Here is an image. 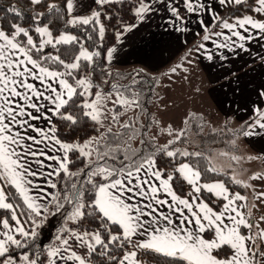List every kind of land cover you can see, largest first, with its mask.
Segmentation results:
<instances>
[{"label": "snow or ice", "instance_id": "snow-or-ice-1", "mask_svg": "<svg viewBox=\"0 0 264 264\" xmlns=\"http://www.w3.org/2000/svg\"><path fill=\"white\" fill-rule=\"evenodd\" d=\"M29 3L27 19L15 5L0 8L31 21L0 25V264H264V214L252 212L264 205V191L254 190L257 203L250 204L235 190L253 187L240 178L245 170L233 167L243 157L196 143L206 126L217 131L203 114L189 112L175 128L147 111L143 93L133 90L138 79L110 83L120 74L100 64L103 21L125 0ZM157 5L178 33L199 24L204 35L194 51L209 61L217 50L239 55L264 42V0H135L130 11L143 22ZM40 7L46 11H35ZM136 27L124 24L117 42ZM116 51L106 50L108 64ZM192 52L182 61L191 64ZM219 57L228 60L223 51ZM178 69L188 71L178 63L170 73ZM258 95L264 99V90ZM231 124L225 120L223 130L235 150L240 137L264 130V103ZM219 158L228 165L217 167ZM249 180L264 182V172ZM185 185L187 193L178 194ZM57 214L63 224L54 242L42 245L40 230Z\"/></svg>", "mask_w": 264, "mask_h": 264}, {"label": "crops", "instance_id": "crops-1", "mask_svg": "<svg viewBox=\"0 0 264 264\" xmlns=\"http://www.w3.org/2000/svg\"><path fill=\"white\" fill-rule=\"evenodd\" d=\"M82 3L88 5L91 0H82ZM156 7L158 10L149 14L143 22L136 19L132 23L138 24V27L126 32L121 37L122 42L116 40L111 46H115L117 51L111 64L106 62L108 70L141 71L154 78L157 82L150 91L152 101L148 100V105L150 113L163 124L171 123L179 128L185 115L194 112L207 115L220 128H224V121L228 118H232L231 127H238L242 120L248 118L254 106L264 103V99L258 95L259 91L264 90V61L258 58V54L264 55V47L261 46L264 42H252L248 45L249 52L237 49L239 55L217 50V55L209 61L206 54L194 51L204 35L199 24L189 23L188 32L178 33L167 23L170 14L161 5ZM80 11L87 14L85 8ZM204 18L206 21L209 19L207 16ZM195 19V16L191 17L192 21ZM221 30L219 27L211 29ZM204 43L209 49L214 47L211 41ZM190 49L193 50L189 57L193 61L191 64L182 61ZM221 51L228 56V60L220 59ZM178 63H183L188 71L178 69L176 74H171L170 69ZM257 131L259 134L240 137L237 141L238 148L243 149L246 155L240 160L241 164L243 168L253 169L252 173L264 169V130ZM246 194L249 203H252L251 195Z\"/></svg>", "mask_w": 264, "mask_h": 264}, {"label": "rangeland", "instance_id": "rangeland-1", "mask_svg": "<svg viewBox=\"0 0 264 264\" xmlns=\"http://www.w3.org/2000/svg\"><path fill=\"white\" fill-rule=\"evenodd\" d=\"M108 71V70H107ZM112 72V71H111ZM139 72L140 76L139 77H135V74ZM113 75L119 73L120 75L116 77L115 81L110 80V83L112 82H117L121 85H129L132 83L133 78H136L140 81V83H138L135 87H134V91H138V92H142V100L146 101L145 107L147 108V111L150 113V106L148 105V100L152 101V95H150V91L152 90L153 86L156 85V80H154V78L148 76V74H145L141 71H114L112 72ZM103 81V79H102ZM108 85H105V89L107 90ZM153 99H155L153 97ZM148 105V106H147ZM111 106V105H109ZM203 114V113H202ZM133 115L132 112H129L128 114H126L123 118L128 119V116ZM205 117V121H210L211 122V127H215L217 129V131L215 133L210 131V128L208 126H206L204 128V131L202 133V136L200 137H195L196 143L197 144H202L205 148L207 149H211L212 151H226V152H232L235 155L244 157L245 155V151H243V149L238 148L239 146L236 147L235 150L232 149V146L230 145V140L232 139V135L231 132L228 130H223L224 128L220 126L218 127V124H216V121H214L213 119H210V117H208L207 115L203 114ZM143 119V117H142ZM165 140L164 137L160 138L161 143H163ZM214 163H216L217 166H227L229 161L227 160V158H219L218 160L214 161ZM233 167L239 169L242 168L245 171L242 173V175L240 176L241 179L251 183L253 185L252 188H248L245 189V193H249V195H251V198L253 196V191L255 190L256 192L259 191H264V182L262 181H251L249 180V177L255 173H252L253 169H249V168H243V164H241V161L239 162H232ZM247 164H251V162H248ZM254 171V170H253ZM259 172V171H257ZM260 172H264L263 170H260ZM257 202L252 198V203L250 202V204H256ZM253 215L258 219L260 215L264 214V205H258L257 207L252 209ZM261 212V213H259ZM47 223H51V225L53 227H50L53 230V235L50 238L51 243L54 242L55 240V236L57 235L58 229L62 226L63 224V220L62 217L60 215H50L48 218V221L45 222V225H43L42 228L47 227ZM41 231V230H40ZM46 234V233H44ZM51 234V233H50Z\"/></svg>", "mask_w": 264, "mask_h": 264}, {"label": "trees", "instance_id": "trees-1", "mask_svg": "<svg viewBox=\"0 0 264 264\" xmlns=\"http://www.w3.org/2000/svg\"><path fill=\"white\" fill-rule=\"evenodd\" d=\"M48 2L50 3L52 2V0H48ZM134 2L135 0H125V3L113 6L111 8V11L115 13L116 15H114V18L111 21H108V20L103 21L106 27V32H105L104 40L102 42L103 48L100 49L102 52V56L100 58V64L105 68L106 71L108 70V68L106 66L104 55L106 53V50L110 48L116 42V36H115L116 31L122 30L124 24H132L136 20L133 18L131 11H130V7ZM9 5H15L17 8L23 10V12L26 14V19L27 17L33 14V12L30 11V9H33L34 6H32L29 3V0H0V8H6ZM35 11H46V9L43 7H40V8H36ZM222 15L227 16L228 13L224 11ZM4 17H7V21H5ZM118 18L122 21V23L119 26H118ZM13 22L23 23V26L25 27H28L29 24L31 23V21H27V22L19 21L14 17L13 14L5 13L4 11L0 10V25L6 26L7 23H13ZM57 26L61 27V25L59 24ZM73 34H78V33L74 31ZM94 39H96L95 34H94ZM90 44L91 42H88L86 46H89ZM89 50L91 51L92 48L89 47ZM94 78L97 80L98 83H102L103 77L99 76V70ZM62 131H66V129H62ZM160 166L165 167L163 163ZM179 183L180 182L178 181L177 185H179ZM188 190L189 189L186 185L183 188H180L179 186L177 187L178 194H186ZM235 190L241 191L242 194L245 193V189H242L238 186H235ZM207 195L208 194L205 193V196ZM50 227H53L51 223H49L47 227L42 228L40 231L39 241L42 245L46 246L49 243H51L50 238L53 235L52 233L53 230Z\"/></svg>", "mask_w": 264, "mask_h": 264}]
</instances>
